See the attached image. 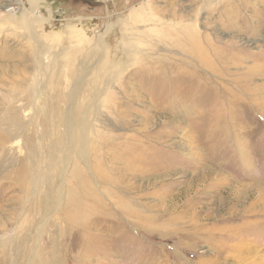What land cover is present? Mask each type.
<instances>
[{"label": "rangeland", "instance_id": "obj_1", "mask_svg": "<svg viewBox=\"0 0 264 264\" xmlns=\"http://www.w3.org/2000/svg\"><path fill=\"white\" fill-rule=\"evenodd\" d=\"M0 264H264V0H0Z\"/></svg>", "mask_w": 264, "mask_h": 264}, {"label": "bare ground", "instance_id": "obj_2", "mask_svg": "<svg viewBox=\"0 0 264 264\" xmlns=\"http://www.w3.org/2000/svg\"><path fill=\"white\" fill-rule=\"evenodd\" d=\"M236 26V25H235ZM190 30V29H189ZM177 33H178V35L176 36H174L175 37V41H174V43H173V47L174 48H176V47H179V50L180 51H185V52H187V53H190V56L192 55L193 57H195V60L196 61H198L200 64H203V65H205V66H210L211 65V63H210V61H206V58H207V54L204 52V48L202 49V47H201V43H200V41H199V38L198 39H196V38H194V36H192L191 38L188 36V35H186V34H182L183 32H180L179 33V31H177ZM177 38V39H176ZM202 42V41H201ZM165 43V42H164ZM197 43H200L199 44V46H198V44ZM205 46V45H204ZM193 47H196L195 48V50L193 51V50H190V49H193ZM199 48V49H198ZM174 52V51H173ZM208 52L209 53H211V51L208 49ZM207 52V53H208ZM175 53V52H174ZM217 54L219 55V51L217 52ZM222 54H223V52H222ZM210 56H211V54H210ZM168 58H169V56H168ZM225 57H223V56H219L218 58H217V63H219V61H221V60H223ZM194 59V58H193ZM224 61V60H223ZM180 62L181 63H184V61H182V60H180ZM230 62V61H229ZM226 63V62H225ZM223 65V64H222ZM235 65V64H234ZM237 65V64H236ZM222 68H223V66H222ZM219 69V68H218ZM222 74V73H221ZM213 75H214V73H213ZM217 77V76H216ZM178 81V80H177ZM188 110V109H187ZM185 114V113H184ZM187 146V145H186ZM72 220V222L73 223H75V222H77L78 221V219L77 218H74V219H71ZM80 220V219H79Z\"/></svg>", "mask_w": 264, "mask_h": 264}]
</instances>
